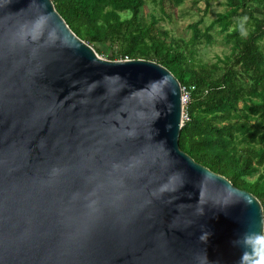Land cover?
<instances>
[{"label":"water","instance_id":"water-1","mask_svg":"<svg viewBox=\"0 0 264 264\" xmlns=\"http://www.w3.org/2000/svg\"><path fill=\"white\" fill-rule=\"evenodd\" d=\"M184 111L163 64L0 0V264H251L264 206L181 148Z\"/></svg>","mask_w":264,"mask_h":264},{"label":"trees","instance_id":"trees-1","mask_svg":"<svg viewBox=\"0 0 264 264\" xmlns=\"http://www.w3.org/2000/svg\"><path fill=\"white\" fill-rule=\"evenodd\" d=\"M75 33L109 59L144 58L170 69L189 90L180 145L196 161L252 192L264 206V0H224L225 10L190 40L171 38L148 2L182 6L186 0H53ZM206 12L210 0H206ZM247 16L241 35L242 18ZM230 52L197 63L196 45L215 41L216 27Z\"/></svg>","mask_w":264,"mask_h":264},{"label":"rangeland","instance_id":"rangeland-1","mask_svg":"<svg viewBox=\"0 0 264 264\" xmlns=\"http://www.w3.org/2000/svg\"><path fill=\"white\" fill-rule=\"evenodd\" d=\"M206 0H186L179 7L171 4L166 5V13H164L159 5L148 2L146 13L155 12L160 18V26L171 31V38L190 40L192 30L189 25L204 18L203 28L209 25L218 15L219 12L225 10L224 0H210L209 11L206 12ZM215 41L213 44L198 43L196 45L195 58L197 63L203 64L213 62L218 56H224L230 52V44L225 43L224 34L221 33L217 26L214 29ZM105 55L109 56V46H102ZM186 106V105H185Z\"/></svg>","mask_w":264,"mask_h":264},{"label":"clouds","instance_id":"clouds-1","mask_svg":"<svg viewBox=\"0 0 264 264\" xmlns=\"http://www.w3.org/2000/svg\"><path fill=\"white\" fill-rule=\"evenodd\" d=\"M247 16L242 18L240 25L241 35L247 36L248 32L244 28V23L247 21ZM206 240L207 238L204 237ZM238 242L242 243L246 248L251 249L252 257L251 264H264V231H252L246 233L242 238H238ZM242 264H249V261L243 260Z\"/></svg>","mask_w":264,"mask_h":264},{"label":"built area","instance_id":"built-area-1","mask_svg":"<svg viewBox=\"0 0 264 264\" xmlns=\"http://www.w3.org/2000/svg\"><path fill=\"white\" fill-rule=\"evenodd\" d=\"M124 59H130V58L126 57ZM183 94H184V104L187 105L188 101L190 100V94H189V90L184 86H183ZM184 117H185V122L190 119L188 112H186V109L184 111Z\"/></svg>","mask_w":264,"mask_h":264}]
</instances>
